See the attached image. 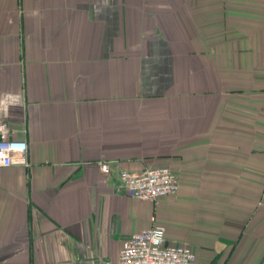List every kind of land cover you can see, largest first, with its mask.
<instances>
[{
  "label": "crops",
  "instance_id": "1",
  "mask_svg": "<svg viewBox=\"0 0 264 264\" xmlns=\"http://www.w3.org/2000/svg\"><path fill=\"white\" fill-rule=\"evenodd\" d=\"M0 118L29 144L0 166V264H113L154 224L264 264V0H0ZM161 165L177 193L127 194Z\"/></svg>",
  "mask_w": 264,
  "mask_h": 264
},
{
  "label": "built area",
  "instance_id": "2",
  "mask_svg": "<svg viewBox=\"0 0 264 264\" xmlns=\"http://www.w3.org/2000/svg\"><path fill=\"white\" fill-rule=\"evenodd\" d=\"M29 144L26 139L12 136L10 124L0 118V166L28 165ZM104 172L110 171L108 162H100ZM123 186L131 197L157 200L178 192V175L167 165L154 166L142 171L121 173ZM113 264H199L189 244L168 243L166 230L152 225L127 238L119 258Z\"/></svg>",
  "mask_w": 264,
  "mask_h": 264
}]
</instances>
